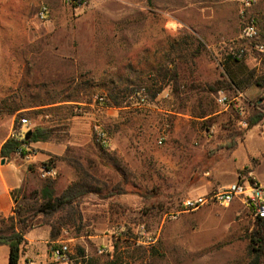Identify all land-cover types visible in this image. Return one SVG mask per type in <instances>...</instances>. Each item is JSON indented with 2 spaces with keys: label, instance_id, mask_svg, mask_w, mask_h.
<instances>
[{
  "label": "rangeland",
  "instance_id": "rangeland-1",
  "mask_svg": "<svg viewBox=\"0 0 264 264\" xmlns=\"http://www.w3.org/2000/svg\"><path fill=\"white\" fill-rule=\"evenodd\" d=\"M242 2L84 0L76 7L75 0H0V101L10 95L20 96L18 105L24 106L62 101L74 95L82 80H91L88 102L51 106L54 120L48 123L56 132L50 143L63 145L66 150L40 169L45 164L53 167L57 160L72 167L62 159L71 147L68 156L80 158L102 182L96 185L99 191L89 195L82 205L83 231L71 229L55 243H46L48 227L30 231L26 239L37 242L27 241L20 264L246 263L247 236L255 224L248 207L235 201L228 207L210 204L186 211L182 204L195 196L189 182L200 160L195 151L202 147L189 144L218 145L223 138L226 143L229 133L238 128L245 130L252 116L264 114V103L257 105L260 97L251 101L243 94L237 99L239 90L221 91L234 102L230 115L212 117L224 107L217 103L220 92L212 98L204 96L200 103L201 96L196 93L177 97L164 82L167 86L154 102H141L133 96L127 97L121 108L105 104L108 109L104 110L93 105L94 97L104 96L112 84L126 88L140 82L144 88L155 90L158 87L153 81L161 66L177 65L181 78L188 82L214 84L223 80L230 69L226 64L230 48L243 43ZM43 8L47 9L44 17ZM261 12L264 0H253L248 16L257 20ZM169 25L174 29L168 30ZM219 29L224 35L217 38ZM186 37L193 38L190 50L197 47L196 39L206 45L194 66L179 57L181 52L173 47L179 48ZM248 55L252 65L264 58L256 51ZM210 103L215 113L199 118L203 111L211 112ZM71 106L75 116L66 109ZM78 108H82L81 115ZM39 122L41 119L36 120V124ZM96 125L109 135V152L117 155L121 149L135 159L130 160L136 174L122 187L123 194L117 191L121 178L101 158L95 143ZM162 138L163 144L159 145ZM250 165L247 172L237 171V177L243 174L260 181L264 155H250ZM40 169V188H25L18 195V204L23 195L32 200L49 180L41 177ZM55 170L57 177L53 180L57 184L60 172ZM40 220L37 217L35 222ZM60 243L70 247L67 263H58L52 256L53 247ZM0 264H9L7 247H0Z\"/></svg>",
  "mask_w": 264,
  "mask_h": 264
},
{
  "label": "trees",
  "instance_id": "trees-1",
  "mask_svg": "<svg viewBox=\"0 0 264 264\" xmlns=\"http://www.w3.org/2000/svg\"><path fill=\"white\" fill-rule=\"evenodd\" d=\"M77 5H82L84 0H75ZM151 3V0H148ZM192 37H186L179 43V48L173 44L174 49H178L181 54L179 57H183V60L188 65L194 66L197 58L200 57L202 52L206 50V45L200 39H196L197 47L190 50ZM236 61L231 56H228L227 61ZM226 77L223 80H219L214 84L209 83H194L188 82L181 78V74L177 65L172 67L161 66L155 75L153 83L157 86L155 90L144 88L141 83H137L121 88L117 85L108 87L105 97V104L107 106H116L121 108L127 97L136 98L144 95L146 101L154 102L158 95H160L165 87L162 83H167L172 89L175 96L181 97L183 94L189 95L190 93H196L197 96H201L200 103L203 101L204 96L206 98H212L215 94L221 91H236L242 92L240 87L241 82L233 76L230 70L225 72ZM250 83L260 88L264 93V70L260 75L251 76ZM129 81V80H128ZM92 83L91 80H82L75 88L74 95L61 100L54 99L52 102H40L37 106L39 109L33 112H25L17 116L16 123H19L22 119H41V122L37 123L30 129V135L27 134L23 141H18L10 138L2 147V157L5 159H11L17 152L22 149L24 145H30L41 142H50L54 138L55 128L49 125V121L53 122L54 108L51 107L57 103H74L76 105L84 104L89 101V89ZM138 96V97H137ZM20 96L10 95L0 101V112L7 114L15 108L23 105H18L17 100ZM60 101V102H59ZM211 112L203 111L199 118L204 119L211 114L215 113L213 103ZM83 107V106H80ZM24 109V108H22ZM70 110L71 116H75L73 112V106L66 108ZM80 115L82 114V108H78ZM78 115V114H77ZM51 117L50 120H47ZM47 118V119H46ZM264 119V114H257L249 119L248 128L245 130H239L241 128L233 130L226 137V149L229 153H232L237 149L239 141L244 139L245 133L251 128L258 125ZM239 127V126H238ZM28 132V133H29ZM72 149L69 147L67 156H63V160L67 161L78 173L76 181L71 183L60 195L55 190L56 180H46L40 193L35 195L32 200L25 197L21 204H17L16 215L9 218H1L0 226V247H7L9 249V264H20L23 257V248L27 244V234L38 228L48 227L50 228L49 243H55L59 241L64 232H68L71 229L77 230L81 233L84 229V215L82 211V205L85 203V199L92 193L98 192L97 184H101V180L95 175L89 172V170L83 165L80 158L77 156H68ZM107 163H110L116 175L121 178L122 183H117V191L119 194L125 193L122 188L125 186L129 178L133 175V172L129 167L121 160L116 153H111L108 149H98ZM91 168L94 166V162H91ZM249 169L246 168L247 172ZM16 193V192H15ZM25 209V210H24ZM41 217V220L37 224L35 219ZM249 241L248 254L245 264H264V218L255 217L254 228L247 236Z\"/></svg>",
  "mask_w": 264,
  "mask_h": 264
},
{
  "label": "crops",
  "instance_id": "crops-1",
  "mask_svg": "<svg viewBox=\"0 0 264 264\" xmlns=\"http://www.w3.org/2000/svg\"><path fill=\"white\" fill-rule=\"evenodd\" d=\"M258 27L261 32V40L264 42V12L258 16ZM168 30H173V26H167ZM224 35L219 29L216 33L217 38ZM214 38V36H213ZM216 42V37H215ZM247 55L244 59L236 61H227L226 64L230 68L233 76L241 82L240 87L242 94L248 95L253 101L260 97L257 105L264 103L262 98L263 91L250 83L251 76H257L264 70V58L258 62L250 64L251 56ZM248 59V61H246ZM252 65V66H251ZM8 97V96H7ZM242 96L237 97L240 99ZM24 108V109H22ZM223 110H217L212 117L230 115L227 107ZM39 109L37 106H21L15 108L11 113L0 114V217L9 218L16 215V207L19 203L18 195L24 192L25 188L36 186L41 183L37 172L44 163H49L54 156H62L66 147L51 145L50 142H41L30 144V148L34 150V155L29 161L21 159L15 154L11 159L2 157L1 151L5 143L11 138V133L15 127L17 116L25 112H33ZM47 119V118H46ZM31 128L36 125V121L32 120ZM34 124V125H33ZM260 127L259 131L254 130ZM30 128V129H31ZM224 128H226L224 126ZM264 121L251 128L244 135V139L239 141L238 147L232 153L228 154L223 138L220 144H211L203 142L202 144L191 143L189 146L201 145L196 154L199 155V161L195 163L190 178L191 191L193 195H204L229 186L237 181V171L251 167L250 155L253 157L264 155ZM222 145V146H221ZM174 150V149H173ZM117 156L124 161L129 169L136 174L131 160H135L132 155H128L121 149L117 150ZM171 157V155L169 156ZM53 167L60 172V180L56 184L57 194L60 195L71 183L77 180V174L72 167L65 165L63 162L55 161ZM227 175V177H225ZM260 183L264 184V173L259 172ZM261 184V185H262ZM41 186V185H40ZM263 186V185H262ZM36 188V189H37ZM16 192V193H15ZM20 192V193H19ZM24 198V195L21 197ZM46 243H49V236L46 237ZM31 243L37 242L34 239L27 238ZM42 243V242H41Z\"/></svg>",
  "mask_w": 264,
  "mask_h": 264
},
{
  "label": "built area",
  "instance_id": "built-area-1",
  "mask_svg": "<svg viewBox=\"0 0 264 264\" xmlns=\"http://www.w3.org/2000/svg\"><path fill=\"white\" fill-rule=\"evenodd\" d=\"M243 9L241 11V16L244 20L241 40L243 43L237 48H230L229 56L236 60L245 58L249 52L256 51L264 56V42H262L261 32L258 27L257 20L251 16H248V11L252 7L253 0H243ZM47 12L46 8L42 10V16L44 17ZM243 94L238 91V97ZM241 97V98H242ZM144 95L141 96V102H146ZM217 103L221 106L231 108L233 106L232 101L228 99L225 93L220 92L217 98ZM93 105L96 107L100 106V109H108L105 107V97L103 95H96L93 100ZM242 127H247L245 122H241ZM31 123L27 119H22L19 123L15 124V127L11 133V138L23 141L28 132L30 131ZM164 138H162L158 143L162 145ZM95 143L100 148H108L110 146V138L105 130L100 125L95 126ZM30 145L22 146V149L17 152V155L26 161H29L34 155V150H32ZM41 177L43 179H55L57 177V171L55 168L45 164L44 167L40 169ZM235 201H240L246 207H248L254 217L264 218V187L259 181L251 177H246L243 174H239L237 181L229 186L204 194L197 195L194 197L186 198L183 201V208L186 211L198 210L201 207L216 204L224 207L231 206ZM71 253L70 247L64 243H60L53 247L52 256L54 260L58 263H67L70 261L69 254ZM31 264V263H24Z\"/></svg>",
  "mask_w": 264,
  "mask_h": 264
},
{
  "label": "water",
  "instance_id": "water-1",
  "mask_svg": "<svg viewBox=\"0 0 264 264\" xmlns=\"http://www.w3.org/2000/svg\"><path fill=\"white\" fill-rule=\"evenodd\" d=\"M30 134H31V132L28 133V135H30Z\"/></svg>",
  "mask_w": 264,
  "mask_h": 264
}]
</instances>
